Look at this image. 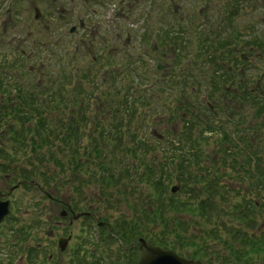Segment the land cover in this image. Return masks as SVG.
Here are the masks:
<instances>
[{
	"label": "rangeland",
	"instance_id": "rangeland-1",
	"mask_svg": "<svg viewBox=\"0 0 264 264\" xmlns=\"http://www.w3.org/2000/svg\"><path fill=\"white\" fill-rule=\"evenodd\" d=\"M17 1L19 3L16 5L14 18L17 22L16 29H18V33L13 32L11 34L0 29V75L5 79L3 87L4 89L9 87L10 89L20 88V96H11V101L14 103H28L29 107H33L35 111H29L35 113L36 116H33L32 113L35 121L39 119L38 114H41L44 116V121L48 120L47 122L49 123H58L59 126L63 125V129L66 128L65 125L67 124L78 125L80 132L77 140L79 141L77 145L80 147L78 148L77 156L84 169L82 171L66 172L65 177L71 183L59 184L53 189L49 187L51 193L62 203H50L45 199L47 202L46 214L43 215H50L52 221H54L55 217L60 215L61 205L69 202L74 207L81 209H86L89 206L97 207V214L105 221L115 223L119 221V223H122L121 218H128V220L130 217L132 220L135 218L140 219L141 210L145 211L146 209L149 210V208H146V200L138 198L139 196L132 191L143 193V189L147 190V188H143L145 181H142L138 188H134L136 171L132 170V165L135 164L137 166L139 162H145L148 167L150 165L156 167L157 171H169L174 169L176 165L174 164V167H166L165 165L164 167V165H159L161 160L169 155L170 149L174 151L185 149L179 130L182 125L181 121H179L181 110L177 108L179 105L177 100L179 97L178 89L171 85L170 81L175 73L177 75L174 79H179V76L182 78L184 74L180 75L179 72L186 70L190 66L196 67L199 76L206 77L205 72H208L212 63H197L190 55L191 52L192 54L196 52L197 46L195 44L198 43V35L196 34V38L190 46L186 45L188 47L187 50L191 51L187 53V56L184 55L181 44L177 45L179 46L177 49H173L169 44H164L162 50L166 55L164 59H161L155 52H150L148 45L144 46L139 43L141 31L139 19L136 18L138 22L128 26L131 30L132 42L126 43L128 37L126 29L123 30V28L117 27L119 38H115L113 42L111 39L113 35L109 33V29L106 27L108 24L105 22V18H101L104 34L97 37L91 47H83L81 40H79V33L72 37L64 29V32L57 33L55 37H49L47 33L41 31L40 26H34L35 29L32 26L27 27L28 24L32 25V23L25 10L26 4L21 2V0ZM191 1H195L197 5H200L199 0ZM206 2L208 4L209 22L211 23V35L213 34V37L216 36L219 39L221 38L217 27L220 19H225L227 7L230 4L241 7L239 8V11H242V13L240 12L241 22L243 24L252 23L253 33L250 34L251 37H249L250 35L241 36L240 44L244 47L240 46L237 51H233L230 48V55L236 59L235 62L242 61L241 63H243V61H247L245 65L247 80L249 77L248 81L264 78V64H251L258 61L255 55L259 53V50H254V48L249 50V46H246V41L253 38L264 42V0H207ZM160 4L169 8V0H161ZM246 10H248V13H244ZM7 18L8 14L1 10L0 20H6ZM125 24L124 22L123 25L125 26ZM30 29L36 33L32 32L29 35L28 31ZM63 33L65 36H63ZM217 40L212 39L213 47L216 46ZM12 42L13 44H9ZM21 51H23L24 56ZM14 52L18 55H13L12 53ZM210 52L211 48L208 53L210 54ZM240 52L245 54L246 59H240ZM31 53H35V56L34 54L31 55ZM214 53L215 57L219 54V52ZM178 55H182L180 63L176 61ZM156 63H161L164 66L162 71H155ZM86 69H88L90 74L87 78H84L82 74L86 72ZM148 69H151L149 73ZM105 71L106 74H104ZM198 75L195 77L199 78ZM203 87L209 93L208 84ZM7 94L4 95L1 91L0 96L4 97L1 102L6 101ZM199 94L196 96L197 105L199 107L200 104L203 108L204 106L206 108V102L202 100ZM1 102L0 108L2 107L1 105L5 107L14 105V103L1 104ZM203 108L201 109L205 110ZM4 110L6 109L4 108ZM111 112H115V114L111 115ZM120 117L123 119L121 132L123 135L122 141L125 145L118 144L117 140L113 141L112 137L104 132L105 129H108V132L114 133L115 129L111 127V124H114ZM16 120L17 117H14L13 122H17ZM0 122L2 125L7 123L4 118L0 119ZM17 126L18 123H15V127ZM52 128L58 127L56 125L52 126ZM1 130L0 144L3 142ZM152 131L163 135V140L157 141L152 137ZM100 133L105 135L104 139H102ZM129 133L135 134L137 144L132 142L131 136H127ZM206 134L208 135V140L201 147L202 149L208 148L210 153L199 157L197 162L202 164L203 159H206L210 170L207 172V180L202 181L201 188H205L209 177L213 176L211 170L212 161L220 157V155L215 154L214 150H211L214 147V141H211V139L217 134H213V132L209 134L207 132ZM95 141H99L97 146H99L100 150L98 151L90 150L94 147ZM132 147L135 148L136 153L128 152L131 151L130 148ZM135 155L137 156L135 157ZM176 159L178 158L176 157ZM28 160H30V163H28ZM28 160L17 161L18 164L13 165L15 172L9 171L6 173L10 178L8 183H18L22 180V172L19 170L21 168L27 169L28 164H30L29 169L36 168L39 171L45 169V164L43 161L40 162L38 158L31 156ZM193 160L196 161V158H193ZM33 161L34 165L32 164ZM197 162L194 163L198 164ZM194 163L187 162L188 166L185 167V170H191ZM97 164L103 167L106 165L109 168L105 172H101L102 175L100 177L103 180L95 173L96 169H98ZM2 174L3 172H0V183L4 180ZM111 175L113 178H117L114 181V185L112 183L111 185L106 184L107 179L109 180ZM171 175V180L168 182L169 188L171 184L180 185L179 178H181V175L178 178L173 173ZM182 177L184 178L183 174ZM31 179L38 183L39 178L38 176L36 177L35 172L30 173V176L25 178L24 182H30ZM73 179L74 181H72ZM78 180L83 181L80 183L81 191L74 192L73 188L75 183H79ZM27 184L30 185L29 183ZM27 187L20 185L14 192V196L21 197L20 203L16 205L15 217L27 210L31 211V213L33 212L36 216L39 215V207L33 203L39 195L38 188L36 190L35 187H29L32 190L31 192ZM110 193L112 198L107 197V199L113 201L112 207L106 206V202L105 204L104 202L99 203L100 200H107L106 196ZM145 197H148V195L142 194V198L145 199ZM197 198L199 200L200 196ZM226 204V202L223 203L225 208L227 207ZM170 214L171 212H168L164 217L168 218ZM196 218L193 217V222ZM11 223L14 228L6 231V243L1 242L0 245L2 263L8 262V256L11 253L8 246L9 240H12L15 234L14 230L17 227L14 218L9 224ZM146 224H148L147 230L149 235H151L156 230L154 223ZM56 230L60 231V227H57ZM200 233L198 222L190 225L188 229L182 232L186 239L184 242H187L189 238L197 239ZM183 249L178 250L177 253L183 257H192L193 249L188 244H185ZM18 253L13 255L12 263L28 264L24 263V258L19 260ZM69 256V252H67L64 258L67 259ZM260 257L264 261V254H261ZM69 261H45V263L35 264H69ZM103 263L104 261L99 264Z\"/></svg>",
	"mask_w": 264,
	"mask_h": 264
},
{
	"label": "flooded vegetation",
	"instance_id": "flooded-vegetation-1",
	"mask_svg": "<svg viewBox=\"0 0 264 264\" xmlns=\"http://www.w3.org/2000/svg\"><path fill=\"white\" fill-rule=\"evenodd\" d=\"M206 1L199 0L200 5H197L191 0H169V8H167L160 4L161 0H21L26 4L25 10L32 23L27 27L32 26L35 29L34 26H40L41 31L47 33L49 37H55L57 33L64 32V29L72 37L79 33V40L83 47H91L94 40L104 34L101 18L105 12H112L113 18L106 22L108 24L106 27L113 35L111 37L113 42L115 38H119L118 28L121 27L123 30L126 29L128 34L126 43H131V30L128 26L137 23V18L141 27L139 43L144 46L148 45L152 52H155L161 59H164L166 55L162 50L164 44L191 42L196 38V34L200 40L211 36L212 30ZM18 3L17 0L0 1V14L1 10L8 14L6 20H0L2 31H8L11 34L18 33L17 22L14 18ZM239 8L241 7L238 5L230 4L225 10L227 12L225 19H220L217 27L218 34L227 50L225 61L218 65H210L208 72H205L206 77L199 76L198 72H191L182 78L179 77L176 81L177 87H181V92H184L185 87L192 86L193 94L184 95L186 98H195V86L198 88L200 85H209L210 104L216 112L214 114V130L217 134L216 149L221 154L223 151L232 154L239 151L252 153L264 151V78L248 81L245 65L247 61L235 62L236 59L230 55V48L233 51L239 50L241 36H249L253 33L252 23L243 24L241 22L242 11H239ZM244 13H248V10ZM30 31L36 33L32 29ZM30 31H28L29 35H31ZM63 36H65L64 33ZM247 44L249 50L253 48L259 50V53L255 55L258 61L251 64H264V42L253 38ZM243 58L246 59V56ZM162 66L161 63H156L155 71H162L164 68ZM150 70L148 69V73ZM197 75L200 79L195 77ZM250 109L253 110L251 113ZM257 180L264 181V175L251 178V181L256 182ZM11 187L6 191L7 186L4 183L0 191L3 193L2 198H9L13 206L15 200L20 201L21 197L14 196L15 191ZM37 187L40 195L37 196V202L40 203L36 205L40 210L38 218L47 226L44 225L37 229L36 215L27 210L21 215L22 225L25 228L23 235L27 236L26 239L31 246L33 244L40 248L41 245L37 243L36 235L39 230L42 244L46 245V249L50 251L47 255L48 262L77 260L76 257L65 259V255L56 249L55 239L66 233L70 234L71 241L75 239L76 244L77 241L79 242V250L81 248L87 250L82 259L119 256L118 252L109 249L111 239L102 238L103 232L100 227L103 225L94 226L96 216L93 214L86 215L79 223L65 209L60 211L59 218L54 221L50 215L44 216L43 214H46L44 200L49 191L46 186L38 185ZM55 201L58 204L61 202L56 199ZM61 206L72 209L69 203ZM5 223L0 227H3ZM57 227H60V231L56 230ZM93 230L98 234V239L94 243H92ZM28 232L30 235H27ZM109 234L111 235V232ZM17 239L19 241L21 236L17 235ZM89 250L90 252L95 251L96 255L92 253L89 255ZM41 259L42 257L39 256V262Z\"/></svg>",
	"mask_w": 264,
	"mask_h": 264
},
{
	"label": "trees",
	"instance_id": "trees-1",
	"mask_svg": "<svg viewBox=\"0 0 264 264\" xmlns=\"http://www.w3.org/2000/svg\"><path fill=\"white\" fill-rule=\"evenodd\" d=\"M220 43V42H219ZM222 45V44H221ZM0 89L2 92H8V89H4L2 85V78L0 77ZM20 90V88H19ZM20 96V94H18ZM17 95V97H18ZM7 103H14L11 101V97L7 94ZM19 109V113L16 116L24 118V122L21 126H24L26 122L31 120L32 113L29 111H35V109L28 106ZM35 113H33V116ZM45 121L34 122L33 127L28 126L25 129L26 133H33L34 139L32 140V149H46L49 155L50 162L53 163L55 167H58V159L53 155V151H50L52 146H54L53 139L50 138V130H47L46 125H43ZM31 125V124H29ZM43 125V126H42ZM39 126L44 127L40 130ZM39 129V130H38ZM39 131V132H38ZM43 131V132H42ZM42 132V133H41ZM16 132L12 131V136L15 137ZM27 135L22 137L25 140ZM32 138V137H31ZM17 142V140H16ZM128 149V148H127ZM73 168H76L73 165ZM144 173L140 175L141 182L145 178L152 177V184L149 188V198L148 203L149 210L146 213L147 219L151 222L156 218H159L162 211L170 210L175 213L172 218H160L159 220V232L153 234L151 238L156 244L161 245L165 248H178L179 250H184L185 244H190L195 248L192 252L193 257H198L203 260H207L209 264H263L264 261L260 255L264 254V235H260L257 232L247 231L245 227H251L253 222V216H248L240 214V212L230 211V220H224L222 215L219 213L215 214V219L211 216V211L214 209V205L205 200L199 201L194 197L193 193L186 190L187 196L178 195H167L166 196V185L162 179V176H156L153 174V169L151 167H145ZM146 171V172H145ZM196 182L200 183L204 180V176L199 174L195 176ZM149 185V182L147 183ZM212 190L209 194H214L216 189L212 185L209 188H204L205 192ZM198 195V194H197ZM182 213L190 216V220H181ZM180 217V218H179ZM193 217H197L198 222L201 223L199 227L203 228L201 232V237L199 242H194L192 238H189L187 242H182L185 236L181 234V231L188 229V225H192L197 222H193ZM213 224L212 226H210ZM136 222L133 223L134 235L142 232V228Z\"/></svg>",
	"mask_w": 264,
	"mask_h": 264
},
{
	"label": "water",
	"instance_id": "water-1",
	"mask_svg": "<svg viewBox=\"0 0 264 264\" xmlns=\"http://www.w3.org/2000/svg\"><path fill=\"white\" fill-rule=\"evenodd\" d=\"M9 207L8 201H0V221L9 213ZM138 241L140 246L137 251V264H202L197 260L182 258L171 250H161L160 247L150 245L143 238ZM59 244L64 248L65 244Z\"/></svg>",
	"mask_w": 264,
	"mask_h": 264
}]
</instances>
